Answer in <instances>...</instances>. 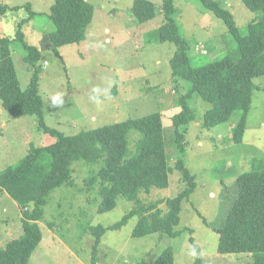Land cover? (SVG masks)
<instances>
[{"label": "rangeland", "instance_id": "374dc122", "mask_svg": "<svg viewBox=\"0 0 264 264\" xmlns=\"http://www.w3.org/2000/svg\"><path fill=\"white\" fill-rule=\"evenodd\" d=\"M86 1L93 6V15L85 38L53 49L48 36L54 30L48 15L53 0H0V6H21L18 10L0 11V37L11 39V58L21 89L28 87L36 65L42 100L40 115L12 116L0 102V171L17 163L32 147L50 144L55 139L38 127L40 120L46 127L73 135L156 111L161 113L168 160L173 165L176 156L171 117L178 110L174 98L175 93H184L189 85L172 77L169 59L175 45L157 40L163 22V0H150L155 5V15L144 22L132 15V0ZM214 1L233 14L241 31L257 16L242 0ZM174 4L175 20L191 46L193 64L200 65L226 53L237 55V45L226 26L199 0H174ZM27 6L34 15L22 21L28 16ZM18 28L23 41L40 52L33 66L24 60L26 50L15 38ZM93 88L100 90L103 99L100 105L89 99ZM57 93L62 94L64 103L53 106L51 97ZM189 105L195 118L180 129L187 141L184 164L194 175L196 188L181 203L180 221L174 227L179 231L177 236L157 233L133 237L131 231L137 216L132 215L119 229L104 231L96 261L92 262L95 239L92 229L118 221L133 208V202L120 196L112 210L98 212L100 197L90 177L97 166L77 160L71 165V179L47 196L38 221L41 239L30 255V263L138 264L152 262L170 247L174 264H192L193 241L199 247L202 264H247V256L217 252L218 234L210 224L218 227L225 221L237 194L235 177L238 171L250 166L246 159L263 161L264 166V76L253 79L251 105L240 142L229 137L238 114L228 122L206 129L202 116L210 104L193 93ZM138 136L134 130L128 133V157L133 154ZM180 177L174 169L168 187L151 188L149 195H142L143 203L157 201L158 207L165 209L160 200L174 197L184 187ZM21 233L18 204L8 194H1L0 247Z\"/></svg>", "mask_w": 264, "mask_h": 264}, {"label": "trees", "instance_id": "16d2710c", "mask_svg": "<svg viewBox=\"0 0 264 264\" xmlns=\"http://www.w3.org/2000/svg\"><path fill=\"white\" fill-rule=\"evenodd\" d=\"M199 2L226 26L229 37L237 45V55L226 53L219 58H209L200 65L193 64L191 46L175 20L177 9L174 0H163V22L158 28L157 40L175 45L169 59L172 77L189 85L184 93H175L174 107L178 110L171 117L176 156L173 165L168 160L159 111L73 135L46 127L40 120L38 127L55 139L50 144L32 147L17 163L0 171V195L6 193L18 204L22 229L20 236L0 247V264H31L30 255L41 239L38 221L42 218L47 196L55 187L71 179V165L77 160L97 166L90 177L100 197L98 212L112 210L120 196L133 202V208L118 221L107 226L95 225L92 229L95 236L92 262L96 261L97 246L104 231L119 229L132 215L137 216L131 231L133 237L157 233L175 237L179 234L174 227L180 221L181 203L196 188L194 175L184 164L187 141L180 129L195 118L189 99L196 93L210 104L202 116V126L206 129L228 122L238 114L229 135L237 143L244 134L253 79L264 76V0H242L249 10L257 13L244 31L236 25L233 14L217 1ZM20 8L1 5L0 11ZM27 11L28 16L22 21L33 17L34 12L28 6ZM131 12L137 21L144 22L154 17L155 5L150 0H132ZM48 15L54 25L48 36L51 47L56 49L64 44L79 43L85 38L93 6L86 0H53L48 7ZM15 38L26 50L24 60L35 65L40 58L38 48L23 41L20 28ZM10 41L8 37H0L1 105L12 116L40 115L42 100L38 94L37 67L34 66L28 87L21 89L11 58ZM130 130L140 136L131 152L133 154L128 157ZM246 160L250 166L247 170L238 171L235 177L237 194L225 221L221 226H210L218 234L217 252L247 256V264H264V166L263 161L255 158ZM174 169L179 171L184 187L174 197L160 200L164 202L165 209L159 208L157 201L144 204L142 195H149L153 187H168L169 176ZM191 243L194 250L192 264H202L198 245ZM138 264H174L173 252L166 247L152 262L141 261Z\"/></svg>", "mask_w": 264, "mask_h": 264}, {"label": "clouds", "instance_id": "9594fccd", "mask_svg": "<svg viewBox=\"0 0 264 264\" xmlns=\"http://www.w3.org/2000/svg\"><path fill=\"white\" fill-rule=\"evenodd\" d=\"M89 99L92 103L96 105H100L103 103V99L101 98V95H100V90L97 88H93L91 90V95L89 96ZM51 100H52L53 106H60L64 103L62 94L60 93H57L56 95L52 96Z\"/></svg>", "mask_w": 264, "mask_h": 264}]
</instances>
